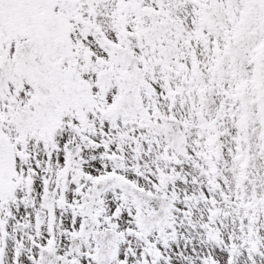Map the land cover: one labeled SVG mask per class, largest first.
Returning <instances> with one entry per match:
<instances>
[{
	"label": "snow or ice",
	"instance_id": "1",
	"mask_svg": "<svg viewBox=\"0 0 264 264\" xmlns=\"http://www.w3.org/2000/svg\"><path fill=\"white\" fill-rule=\"evenodd\" d=\"M0 264H264V0H0Z\"/></svg>",
	"mask_w": 264,
	"mask_h": 264
}]
</instances>
